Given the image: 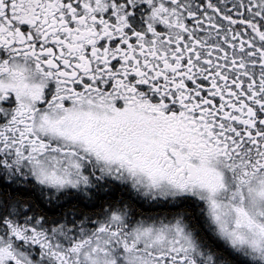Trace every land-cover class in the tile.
Instances as JSON below:
<instances>
[{
    "label": "snow or ice",
    "instance_id": "snow-or-ice-1",
    "mask_svg": "<svg viewBox=\"0 0 264 264\" xmlns=\"http://www.w3.org/2000/svg\"><path fill=\"white\" fill-rule=\"evenodd\" d=\"M0 264H264V0H0Z\"/></svg>",
    "mask_w": 264,
    "mask_h": 264
}]
</instances>
